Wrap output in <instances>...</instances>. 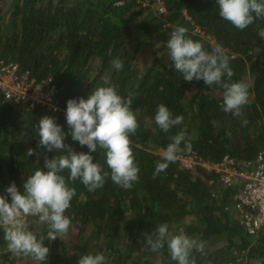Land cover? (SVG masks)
<instances>
[{
	"label": "trees",
	"instance_id": "obj_1",
	"mask_svg": "<svg viewBox=\"0 0 264 264\" xmlns=\"http://www.w3.org/2000/svg\"><path fill=\"white\" fill-rule=\"evenodd\" d=\"M161 1L164 12L157 11L156 0L146 6L136 0H0V58L16 61L37 79L52 77L61 107L69 98H87L98 86H113L121 96L131 94L130 107L139 123L130 136L138 181L126 190L106 178L93 192L79 180L69 182L76 192L65 213L71 226L60 238L43 241L50 249L48 264H77L78 256L97 253L105 256L106 264H154L156 259L176 264L166 246L162 253L142 247L144 234L161 223L173 235L182 232L204 242V255L192 253L195 264H240V256L245 264H264V224L248 234L229 209L237 184L225 186L213 170L185 169L178 159L153 178L161 151L181 130L186 132L181 147L190 143L191 150L178 154L195 151L206 162H217L225 154L252 162L264 149V39L258 36L264 19L240 30L219 16L215 0ZM177 26L185 27L188 38L207 51L222 46L235 73L222 82H243L248 88L240 117L221 109L222 85L187 82L172 67L163 45ZM117 58L121 70L111 64ZM160 104L173 116L181 115L183 122L168 132L160 130L154 120ZM44 115L68 131L63 112L39 104L28 108L0 94V195L11 182L23 192L27 175L43 168L45 155L57 154L37 148L35 124ZM65 143L77 152L88 151L70 136ZM28 148L37 155L28 157ZM91 155L108 171L103 150ZM28 220L30 230L46 235V225ZM220 240L225 244L218 245ZM0 264L36 262L31 257L18 260L0 247Z\"/></svg>",
	"mask_w": 264,
	"mask_h": 264
},
{
	"label": "clouds",
	"instance_id": "obj_2",
	"mask_svg": "<svg viewBox=\"0 0 264 264\" xmlns=\"http://www.w3.org/2000/svg\"><path fill=\"white\" fill-rule=\"evenodd\" d=\"M219 16L231 23L235 28L243 30L256 19H264V0H215ZM264 39V29L258 31ZM166 55L172 67L185 81L203 80L207 86L222 85L223 101L220 105L225 113L234 117L242 115L243 107L248 103V88L243 82H222L225 75L231 79L233 69L229 66V57L221 45H215L211 51L204 49L198 41L187 36V29L177 26L164 42ZM116 70L123 67L117 58L111 61ZM188 94V93H185ZM11 99V97H8ZM133 96H121L113 86H98L87 98H69L64 112L68 131L65 132L55 118L44 115L35 124L38 136L37 148L43 147L47 152L57 154L49 158L44 156L43 168H36L23 181V192L19 191L15 182H11L0 195V231L6 243V250L18 260L31 257L36 264H48L50 249L43 241H54L67 234L71 220L65 215L71 207V200L76 195L69 182L79 180L89 192L102 188L106 178L124 188L130 189L139 179V167L135 162L130 136L139 127L137 116L131 109ZM156 125L160 130L168 132L183 122L181 115L173 116L164 104L157 107ZM242 123L246 124L247 121ZM67 136L86 146L87 152H77L65 143ZM186 140V132L179 131L170 137V143L160 153L162 160L157 161L153 178L164 172L170 163L177 159L181 151H190L191 144ZM105 153L108 171L101 164L93 162L91 153L97 150ZM26 155L37 153L28 148ZM68 172L67 177L62 175ZM10 197V202L9 198ZM36 218L37 222L47 226L46 235H38L30 230L28 218ZM143 246L153 253L167 252L176 264H195L192 253L195 250L205 254V244L184 233L173 235L168 225L161 223L154 230L144 234ZM77 264H106L101 253L78 256Z\"/></svg>",
	"mask_w": 264,
	"mask_h": 264
},
{
	"label": "built area",
	"instance_id": "obj_3",
	"mask_svg": "<svg viewBox=\"0 0 264 264\" xmlns=\"http://www.w3.org/2000/svg\"><path fill=\"white\" fill-rule=\"evenodd\" d=\"M136 1L143 6L149 3L148 0ZM154 6L158 12L165 11L161 0H156ZM56 91L52 77L37 79L28 69H21L16 61L0 58V94L5 100L23 101L28 108L39 104L50 111L64 113L66 107L58 104ZM177 159L185 169L201 166L213 170L225 186L237 184L229 209L236 214L248 234L259 231L264 224V149L257 153L252 162L238 161L229 154L217 162H206L195 151L177 154Z\"/></svg>",
	"mask_w": 264,
	"mask_h": 264
},
{
	"label": "rangeland",
	"instance_id": "obj_4",
	"mask_svg": "<svg viewBox=\"0 0 264 264\" xmlns=\"http://www.w3.org/2000/svg\"><path fill=\"white\" fill-rule=\"evenodd\" d=\"M7 12V11H6ZM2 235H3V233H2V231H0V247H2L3 248V251H7L6 250V243H5V241L2 239ZM223 244H225V242L224 241H221L220 240V243H218V245H223ZM12 254V253H11ZM240 264H245V258L244 257H242V256H240L239 258H238V260H237ZM154 264H163V262L161 261V260H159V259H156V261H154Z\"/></svg>",
	"mask_w": 264,
	"mask_h": 264
}]
</instances>
